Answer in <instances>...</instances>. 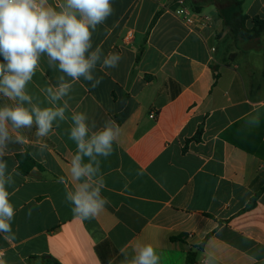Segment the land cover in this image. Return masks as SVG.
I'll list each match as a JSON object with an SVG mask.
<instances>
[{"label": "crops", "instance_id": "obj_1", "mask_svg": "<svg viewBox=\"0 0 264 264\" xmlns=\"http://www.w3.org/2000/svg\"><path fill=\"white\" fill-rule=\"evenodd\" d=\"M237 1L248 28L255 17L264 20V0H186L196 20H207L195 26L176 15L177 0H110L111 15L89 29L85 58L99 49L91 81L73 80L43 52L24 88L29 100L0 93V109L33 115L31 127L7 123L0 149L14 208L11 232L0 234L4 264L33 257L134 264L145 245L158 264H186L190 251L195 264H264V33L255 41L263 52L239 50L251 41L233 37L239 47L230 46ZM65 5L47 0L45 7L60 12ZM110 54L120 57L116 67L104 66ZM61 82L70 89L53 100L48 90ZM33 108H64V119L37 135ZM77 113L87 117L86 139L106 122L120 129L111 155L82 156L81 166L98 163L88 183L102 182L107 200L92 219L74 216L67 198L86 179L70 171ZM21 154L34 162L27 173L22 168L30 162L22 165Z\"/></svg>", "mask_w": 264, "mask_h": 264}, {"label": "clouds", "instance_id": "obj_2", "mask_svg": "<svg viewBox=\"0 0 264 264\" xmlns=\"http://www.w3.org/2000/svg\"><path fill=\"white\" fill-rule=\"evenodd\" d=\"M47 0H0V52L3 53L6 64H0V93L20 100H29L24 93L25 85L31 80L37 66L38 54L46 52L52 61L59 62V69L73 80L80 77L91 81L90 69L99 59V49L88 58L85 53L91 47V32L98 24L112 13L110 0H66L63 10L56 12L51 7H45ZM79 15V19L77 18ZM120 57L110 54L104 60V66H117ZM63 78H61V81ZM100 80H96V87ZM70 85L61 82L58 90L48 91L53 100H59L67 95ZM65 107L67 105L65 104ZM37 135H47L56 117L64 119V108L44 109L33 108ZM84 113L73 115L74 127L70 139L77 145V152L71 161L72 177L79 181L85 177V182L78 184L75 192L68 193V200L74 205V216L82 219H92L107 203L100 196L101 182L92 188L88 183L91 174L99 171V166L91 164L81 166L82 156L95 160V156L107 157L113 152V141L119 135L120 129L115 121L106 122L102 130L88 136L89 128L85 123ZM11 122L14 129L31 127L33 115L22 107L0 109V149L8 139L7 123ZM95 154V155H94ZM5 164L0 163V234L11 232L10 221L14 217L13 205L9 202V192L5 188ZM91 190L89 191V189ZM9 237L5 236V239ZM3 252H0V256ZM159 257L151 245L139 249L134 264H158ZM0 264H4L0 260Z\"/></svg>", "mask_w": 264, "mask_h": 264}, {"label": "trees", "instance_id": "obj_3", "mask_svg": "<svg viewBox=\"0 0 264 264\" xmlns=\"http://www.w3.org/2000/svg\"><path fill=\"white\" fill-rule=\"evenodd\" d=\"M236 10L229 22V29L231 34H233L236 40L242 41H251L259 39L264 33V20L255 17L252 19V26L250 28L247 27V21L249 17L244 15L242 12V2L237 1ZM22 165L25 160H29L30 165L28 168L23 169L22 172L27 173L31 167L34 165L33 160L27 154H21L18 156ZM254 203V202H253ZM203 248V245L200 246V249ZM36 261V262H35ZM197 261V253L190 251L187 255L186 264H195ZM29 264H58L56 261L51 260L47 257H33L32 261Z\"/></svg>", "mask_w": 264, "mask_h": 264}, {"label": "built area", "instance_id": "obj_4", "mask_svg": "<svg viewBox=\"0 0 264 264\" xmlns=\"http://www.w3.org/2000/svg\"><path fill=\"white\" fill-rule=\"evenodd\" d=\"M178 9L176 10V15L183 20V22L189 26H195L197 24L202 25L207 20L206 18L200 19L199 21L194 18L191 14L190 9L186 5V0H177Z\"/></svg>", "mask_w": 264, "mask_h": 264}, {"label": "rangeland", "instance_id": "obj_5", "mask_svg": "<svg viewBox=\"0 0 264 264\" xmlns=\"http://www.w3.org/2000/svg\"><path fill=\"white\" fill-rule=\"evenodd\" d=\"M190 6V5H189ZM232 37L234 38V40H236V38H235V36L232 34V36L230 35L229 36V38L227 39V41H228V43H230V46H231V44L233 43L236 47H239L238 46V43H243V42H245V41H242V40H236V42H238V43H234L233 42V39H232ZM256 40H251V43L249 44V45H244V46H240L239 47V50H243V51H247V53H249V52H251V48H255L256 50H260L259 52H263V43H262V47H261V45H260V42H255ZM229 48V47H228ZM227 48V49H228ZM220 49L221 50H223V46H220ZM253 55V54H252Z\"/></svg>", "mask_w": 264, "mask_h": 264}]
</instances>
